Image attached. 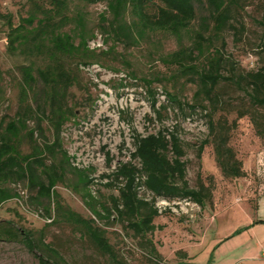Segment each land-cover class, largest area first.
Instances as JSON below:
<instances>
[{
    "label": "rangeland",
    "instance_id": "374dc122",
    "mask_svg": "<svg viewBox=\"0 0 264 264\" xmlns=\"http://www.w3.org/2000/svg\"><path fill=\"white\" fill-rule=\"evenodd\" d=\"M154 1L160 4L158 0ZM262 4L263 0H240L231 21L235 27H245L239 38L235 30L226 29L195 63L204 62L209 51L221 49L224 42L225 55L230 56L240 70L259 67V44L264 34L260 24L264 16ZM197 9L196 20L178 35L167 30L149 29L142 35L135 34V40L127 42L103 29L102 16L111 20L108 1L87 4L82 0H70L68 15L73 17L80 13L84 16L88 45L96 55L83 60L77 57L63 59L73 70L74 85L61 91L63 111L68 117L58 134L62 150L57 148L53 153L45 150L44 144H52L57 133L51 121L42 114L43 134L35 115L27 118L21 133L24 153L33 152L39 145L44 149L42 159L46 165L63 168L55 187L60 200L67 208L94 219L106 230L118 261L98 252L81 227L59 219L53 198L38 197V189L32 187L28 179L14 175L0 182L9 195L0 201V228L11 227L12 223L16 228L32 232L39 246L43 240L58 252L52 256L57 264H259L245 257V248L233 259L225 257L223 250L233 242L219 248L222 241L219 237L231 235L247 214L256 219L264 218V206L259 212L257 210L264 197V107L253 108L246 93L230 82H222L218 87L221 99L215 119L228 129L229 145L242 162L244 171L241 177H227L217 163L209 126L213 107L204 97L197 98L196 77L183 75L180 65L171 58L178 50L194 46L195 34L201 30L202 20L208 17L204 6L197 4ZM0 11L11 14L17 25L33 11L32 2L0 0ZM133 19L132 13L128 12L127 20L132 22ZM77 28L75 22H69L63 32L72 34L78 45L81 40ZM8 31L7 25L0 20V123L6 119V125L23 113L20 109L22 68L32 65L39 69L48 64V56L33 54L23 48L12 51ZM186 63L191 64V61ZM145 80L153 84L161 118L152 107ZM43 88L41 81L36 84L35 100L41 99ZM168 92L176 95L183 108L168 99ZM34 94L31 91L25 102L36 108ZM245 108L261 114L260 131L250 116H240ZM163 129L176 132L181 139L186 181L192 189L205 186V205L189 198L156 197L142 186L139 196L155 202L161 214L155 219L156 229L147 237H140L125 228L116 214L108 219L98 204H110L111 195L118 194L120 186V182L114 181L115 187H106L112 179L104 178L105 175L112 174L121 162L132 161L140 166L139 160L132 158L136 135L146 136ZM29 131H35L34 139H30ZM205 140L210 142L199 155ZM84 171L92 183L86 184ZM91 203H96V208L106 217L96 216ZM45 253V249L37 253L31 251L21 238L0 236V264H42L38 255L45 256Z\"/></svg>",
    "mask_w": 264,
    "mask_h": 264
},
{
    "label": "trees",
    "instance_id": "16d2710c",
    "mask_svg": "<svg viewBox=\"0 0 264 264\" xmlns=\"http://www.w3.org/2000/svg\"><path fill=\"white\" fill-rule=\"evenodd\" d=\"M82 1L87 4H97L105 0ZM106 1H108V8L111 12V20L108 21L105 15L102 16L104 31L116 39L124 38L123 40L127 42L135 40V34L142 35L149 29L167 30L178 35L196 20L197 4L206 8L208 17L202 20V28L195 34L194 46L178 50L171 58L180 65V72L183 75L196 77L199 87L196 93L197 98L204 97L213 107L209 114V126L214 137L215 154L219 167L227 177L238 178L244 175L242 162L229 145L228 129L222 122L215 119L221 99L218 87L222 82H230L246 93L253 108L258 110L264 107V34L259 44L260 63L256 69L240 70L237 63L230 56L225 55L224 42L221 49L210 50L204 62L199 65L195 63L200 56L205 54L215 38L222 37L226 29L235 30L237 39L239 38L245 27H235L231 21L232 12L238 8L240 0H158L160 4L155 3L154 0ZM31 2L33 11L29 17L22 18L17 25L11 14H3L0 11V20L4 21L9 29V48L12 51L23 48L33 54L48 56V64L44 68L35 69L32 65L22 68L20 109L23 113L18 114L7 125L6 119L0 123V182L13 175L19 179H28L31 186L38 189V197L53 198V207L59 219L81 227L83 234L89 238L98 252L117 262V252L111 245L106 230L98 226L94 219L85 218L67 208L60 200L55 187L61 179L60 172L63 168L46 165L42 159L44 149L39 145L31 153H24L21 149L20 137H22L21 133L28 117L35 115L39 123L38 128L41 134L44 133L43 126L40 124L43 121L42 114L51 121L57 133L52 144L48 142L44 144L45 150L52 153L57 148L62 150L58 134L68 117L63 111L61 91L74 85L73 70L63 59L77 57L83 60L96 55L88 45L84 16L80 13L73 17L68 15L70 0H31ZM262 5L264 7V0ZM128 12L134 16L132 22L127 20ZM69 22H75L78 27V37L81 40L78 45L72 34L63 32L64 26ZM260 24L264 27V16ZM187 60H190L191 64H187ZM85 64L88 65L87 62ZM40 81L44 88L40 94L41 99L37 101L35 100V86ZM145 81L151 95L152 107L161 118V109L156 108L158 101L156 92L152 88L153 84ZM31 91L35 93L36 108L31 103L25 102ZM167 95L169 100L183 108V103L177 99L175 94L168 92ZM162 109L165 107L163 106ZM240 114L241 117L250 116L257 130L260 131L262 116L258 111L252 112L251 109L245 108ZM34 135L35 131H29L30 139H34ZM134 141L135 152L132 153V158L138 159L140 166L132 161L121 162L112 174L105 175L104 178L112 179V182L105 184L106 187H115L114 181L120 182V186L118 194L111 195L110 204L98 205L103 207L108 219L116 214L118 219L126 225L125 228H129L137 236L147 237L156 229L155 219L161 213L155 202L146 201L139 196L140 187L145 186L156 197L189 198L201 206L205 205L206 188L204 185H201L199 190L189 187L186 181V164L182 160L185 151L176 132L163 129L146 136L137 134ZM209 142V140L203 142L199 155ZM63 154L67 157L66 152ZM83 173L86 184L92 183L89 174L85 171ZM88 195L91 196L90 193ZM7 198H9L7 191L3 190L0 184V201ZM95 204L91 205L94 214L99 218L106 217L96 208ZM47 212L51 214V207L47 209ZM10 225L11 227L0 228V236L6 235L10 239L21 238L28 248L36 253L45 249V256L38 255L40 262L57 264V261L52 260V256L57 255L58 252L49 244L41 240L42 246H39L32 232L24 228H16L12 223Z\"/></svg>",
    "mask_w": 264,
    "mask_h": 264
},
{
    "label": "crops",
    "instance_id": "0c3cea01",
    "mask_svg": "<svg viewBox=\"0 0 264 264\" xmlns=\"http://www.w3.org/2000/svg\"><path fill=\"white\" fill-rule=\"evenodd\" d=\"M264 206V197L259 203L258 212ZM247 221V222H245ZM242 222H245L242 224ZM227 225V224H226ZM235 231L230 235H220L219 248L227 242H233L229 247L223 250L225 257L233 259L236 255L240 254L241 250L245 248V257L259 264L264 263V218L259 217L256 219L251 214H247L240 219L239 225L234 228ZM219 231L221 228L219 227ZM220 233V232H219ZM226 236V237H223ZM226 238V239H223ZM243 238V239H242ZM235 239V240H234ZM242 239V240H241ZM214 244V242H213ZM212 244V245H213ZM211 245V246H212ZM250 258V259H249Z\"/></svg>",
    "mask_w": 264,
    "mask_h": 264
}]
</instances>
